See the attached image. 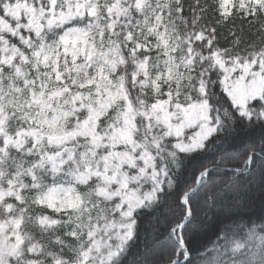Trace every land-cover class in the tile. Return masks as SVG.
<instances>
[{
  "label": "snow or ice",
  "instance_id": "1",
  "mask_svg": "<svg viewBox=\"0 0 264 264\" xmlns=\"http://www.w3.org/2000/svg\"><path fill=\"white\" fill-rule=\"evenodd\" d=\"M0 264H264V0H0Z\"/></svg>",
  "mask_w": 264,
  "mask_h": 264
},
{
  "label": "trees",
  "instance_id": "2",
  "mask_svg": "<svg viewBox=\"0 0 264 264\" xmlns=\"http://www.w3.org/2000/svg\"><path fill=\"white\" fill-rule=\"evenodd\" d=\"M225 35H226V39H225L223 42L227 43V42L231 39V37H228L227 34H225ZM244 38H245V39H248L249 36L246 35Z\"/></svg>",
  "mask_w": 264,
  "mask_h": 264
}]
</instances>
